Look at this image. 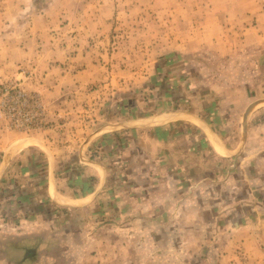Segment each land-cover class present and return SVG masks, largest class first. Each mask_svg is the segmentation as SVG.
I'll list each match as a JSON object with an SVG mask.
<instances>
[{
	"label": "rangeland",
	"instance_id": "obj_1",
	"mask_svg": "<svg viewBox=\"0 0 264 264\" xmlns=\"http://www.w3.org/2000/svg\"><path fill=\"white\" fill-rule=\"evenodd\" d=\"M174 76L185 81L173 83ZM214 80H219L216 86ZM223 80L230 84L231 94L241 93L239 85L245 82L252 94L264 99V0H0V124L5 130L42 136L75 150L77 142L93 136L99 125L116 117L119 122L124 116L120 106L145 118L188 112L201 100L198 93L219 89ZM254 82L255 87L250 85ZM174 89L178 100L172 97ZM259 107L263 110L252 123L264 120V103L254 108ZM242 184L243 179L231 190L219 187L216 196L231 199V204L182 207L184 232L191 231L189 220L204 221L198 229L206 237L199 245L185 240L179 242L178 251L177 243L167 239L164 255L146 259L135 255L145 248L141 233L145 226L130 210L100 215L98 231L94 222L99 217L93 220L91 211L78 220L75 208L54 226L53 232L66 239L44 241L39 248L50 256L35 260L38 264H77L78 259L81 264H145V260L264 264V186L260 202L250 204L259 197L252 191L244 205L236 198ZM244 213L257 215L258 224L236 231ZM255 230L261 233L249 236ZM97 231L108 236L96 241L106 256L95 260L90 254L95 241L78 239L79 234L91 236ZM245 237V245H239ZM83 243L87 254L81 259L60 251Z\"/></svg>",
	"mask_w": 264,
	"mask_h": 264
},
{
	"label": "crops",
	"instance_id": "obj_2",
	"mask_svg": "<svg viewBox=\"0 0 264 264\" xmlns=\"http://www.w3.org/2000/svg\"><path fill=\"white\" fill-rule=\"evenodd\" d=\"M175 79L179 78L174 76L173 83ZM223 82L219 89L198 93L201 100L188 112L167 111L145 118L143 108L142 115L133 116L131 108L120 106L118 111L124 116L119 122L116 117L99 125L93 136L77 142L75 150L42 136L5 130L0 124V264H38L40 258L50 256L39 246L48 239H66L53 232L54 226L75 208L78 220L91 211L93 220L99 217L94 222L98 231L102 228L100 215L130 210L145 226V233L141 232L145 248L135 255L149 259L166 253L161 251L166 249L167 239L177 243L178 251L182 249L179 242L185 240L199 245L206 237L200 234L204 221L189 220L191 231L184 232L182 207L189 205L192 210L204 209L205 204H231V199L216 196L219 187L231 190L243 179L245 188L236 195L238 204H247L252 191L259 197L250 204L260 202L264 120L257 124L251 120L262 112L261 107H254L264 99L252 94L245 82L240 83L237 95ZM192 88L196 90L197 84ZM174 91L172 97L178 100V91ZM254 215L242 214L236 231L256 226L259 219ZM108 222L112 224V220ZM98 231L91 236L79 234L78 239L95 241V251L90 253L95 260L106 256L96 241L108 235ZM259 233L255 230L249 236ZM246 239L239 245H245ZM60 251L80 259L87 254L85 243ZM77 264H81L79 259ZM145 264L149 263L145 260Z\"/></svg>",
	"mask_w": 264,
	"mask_h": 264
}]
</instances>
